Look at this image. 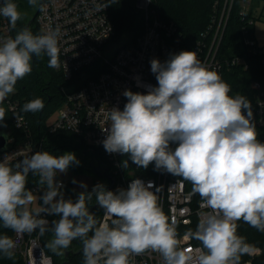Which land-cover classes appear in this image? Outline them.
I'll list each match as a JSON object with an SVG mask.
<instances>
[{
    "label": "clouds",
    "instance_id": "9594fccd",
    "mask_svg": "<svg viewBox=\"0 0 264 264\" xmlns=\"http://www.w3.org/2000/svg\"><path fill=\"white\" fill-rule=\"evenodd\" d=\"M28 2L36 7L39 0ZM108 5H97L96 10ZM39 8L45 10L42 4ZM0 15L9 19L12 28L21 18L12 0H3ZM60 36L59 25L44 34L25 27L0 43V103L14 93L18 80L32 72L33 56L46 54L50 68L59 66ZM150 64L158 86H149L146 94L123 92L127 99L123 110L113 107L106 113L111 123L103 129L102 144L109 154H127L138 167L147 169L154 162V170L191 182L192 193L212 210L185 236L201 242L199 255L194 256L191 248H178L175 221L170 223L163 212L157 195L161 188L152 182L133 179L126 189L115 191L98 183L90 192L81 183L85 190L75 200L65 199L56 176L79 165L73 152L60 156L35 152L19 160L16 171L5 156L0 162L4 228L18 234L38 230L43 235L49 221L40 218L41 213L59 216L51 222L54 235L47 247L62 255L73 240H80L83 264H130V257L149 249L161 254L163 264H240L241 256L252 252L245 238L237 235L236 223L243 220L264 232V143L257 139L250 101L230 95V85L195 51H180L164 62L153 58ZM44 107V101L36 98L26 102L22 111L36 113ZM4 119L0 107V122ZM122 166L126 169L128 160ZM29 173L38 174L39 182L47 186L40 197L42 207L35 213L28 208L35 199L26 189ZM93 196L104 209L105 222L89 210L87 202ZM15 246L12 238L0 235V253L11 259Z\"/></svg>",
    "mask_w": 264,
    "mask_h": 264
},
{
    "label": "built area",
    "instance_id": "2783aa9c",
    "mask_svg": "<svg viewBox=\"0 0 264 264\" xmlns=\"http://www.w3.org/2000/svg\"><path fill=\"white\" fill-rule=\"evenodd\" d=\"M264 0H214L212 13L207 28L200 33L199 38L190 51H195L197 58L210 70L216 71L222 78L225 68H248L247 54L260 56L264 67V45L258 44L255 29H243L246 55L236 54L228 57L221 51L222 42L227 32L229 21L235 11V5L240 7L239 16L244 20L252 11L249 26L256 25L254 17L255 2ZM108 0H42L45 10L37 12V26L41 34L60 26L61 36L58 39L59 66L53 68L63 76L60 94L62 104L54 112L57 118L52 124L45 123V129L50 135L59 133L62 141L71 149L81 151V161L93 169H107L114 177L112 191L118 188L126 189L133 179H140L145 184L152 182L161 188L158 203L168 217L169 222L175 221L178 248H191L193 255L198 256L197 249L203 246L196 244L189 232L196 230L202 216L212 210L208 208L199 194L192 193V187L186 180L162 171H156L150 176L138 177L135 170L125 173L120 163V154H109L105 151L102 141L105 139L103 129L110 125L106 113L113 107L123 110L127 102L123 95L125 90L145 93L149 86L155 87L157 81L151 72L150 61L153 58L161 62L170 55L178 54L182 49V32L173 21L163 20L155 0H135V7L140 11V19L135 28L118 35L117 28L111 19L109 5L103 11H97V5L108 4ZM3 0H0V7ZM13 28L9 19L0 15V43L13 38ZM255 92V125H264V89L260 82L253 83ZM17 90L3 101L7 106L11 123L5 122V132L8 135L7 149L0 152V162L7 157V164L16 171L15 164L38 151H45L44 138L35 140L31 125L22 114V101L17 98ZM19 117V119L16 118ZM77 144L72 145L71 138ZM171 147L174 149L175 144ZM104 150L108 162L95 151ZM136 170H140L138 167ZM95 171V170H93ZM32 174V173H29ZM38 175V174H37ZM39 176V175H38ZM40 178V177H39ZM62 182L63 189L67 185ZM109 185L111 184L108 180ZM155 187L152 189L155 191ZM47 190L46 184H35L31 188L33 196H37L39 209L42 207L40 197ZM37 210H32L35 213ZM104 212V211H103ZM104 215V213H103ZM102 215L100 222H105ZM51 215L41 213L40 218L47 219L50 224ZM110 223V221H107ZM14 251L20 252L25 258V264H53V258L47 255L39 231L32 233H15ZM204 252L207 250L203 249ZM130 264H163L159 252L147 250L143 254L130 257ZM241 264H253L244 261Z\"/></svg>",
    "mask_w": 264,
    "mask_h": 264
},
{
    "label": "trees",
    "instance_id": "16d2710c",
    "mask_svg": "<svg viewBox=\"0 0 264 264\" xmlns=\"http://www.w3.org/2000/svg\"><path fill=\"white\" fill-rule=\"evenodd\" d=\"M213 2L214 0H155V6L158 8L163 20L173 21L178 25L182 32V49L183 51H190L196 40L199 38L200 33L203 32L209 24L208 22L212 13ZM108 4L110 16L117 28L118 35L135 28V24H137L140 19V11L135 7V0H109ZM234 8L235 11L229 21L230 23L221 46L222 53L228 57L235 56L236 54H247L242 36L243 29L247 27L248 29L250 28L252 32L255 29L254 26H249V19L252 11L249 12L246 19L243 20L238 14L240 10L239 5L236 4ZM34 23L29 29L32 30L33 34H41L40 29H38V26L35 27ZM25 27L26 24L18 20L15 28H13V38ZM48 61L49 57H47L46 54L42 53L40 57L33 56L31 61L32 72L23 79L18 80L15 89L17 90V98L22 101V106L26 102L36 98H41L44 101L45 107L42 111L36 113H25L22 111V114L26 115L31 125L35 140L40 143L45 136V151H48L55 156H60L63 155L66 149L70 146L62 141L63 138L61 134H48L47 129H45V123L51 116H53V113L63 102L60 94L63 76L53 68H50L48 66ZM247 64H249L247 69L242 66L233 69L225 68L222 79L230 85L232 89L229 93L230 95L235 96L236 94H240L250 101L254 113L256 106L253 83L256 81L260 82L264 89V67L261 64L260 56L255 54H247ZM4 122L7 125H10L11 123V116L8 111L5 112ZM255 126L257 139L261 143H264V125ZM95 154H98L102 158V162H108L104 150L97 149ZM124 160H128V167L126 169L122 166ZM120 163L126 174L135 170L138 177H146L156 172V170H154V162L150 164L147 169L141 167L140 170H136L137 168L135 167V164L132 163L127 154H120ZM72 168L75 171H78L75 165H72ZM39 180L40 178L37 174H29L27 177L26 189L31 190L33 185L40 184ZM187 182L189 186L192 187L191 182ZM105 187L108 188V186ZM91 190L92 189H90L89 192ZM87 203L89 210L95 213L97 220L100 221L104 209L96 204L95 196H93L92 200ZM30 211H32V209ZM54 220H59V216L51 215L50 224L48 225L49 230L41 235V242L43 243L47 255L53 258V264H59L60 261L65 259V254L69 252L71 264H83L84 257L82 254V242L79 243L78 241L73 240L70 246L66 250H63L62 255L56 254V252L51 251L47 247L48 242L54 235L51 231V222ZM236 223L238 225L237 235L244 237L246 243L250 244L252 249L258 247L262 249V253L254 258L252 263L264 264V232L258 231L243 220L237 221ZM194 231L195 230H193V232ZM0 235H7L13 239L15 232L11 229L4 228L2 222H0ZM91 235L92 233L90 232L89 236ZM193 240L196 244H201L200 241H197L194 238ZM71 251L73 252L71 253ZM248 257V254L241 256L240 264L248 259ZM0 264H25V258L17 251H14V255L11 259L7 258L3 253H0Z\"/></svg>",
    "mask_w": 264,
    "mask_h": 264
},
{
    "label": "rangeland",
    "instance_id": "374dc122",
    "mask_svg": "<svg viewBox=\"0 0 264 264\" xmlns=\"http://www.w3.org/2000/svg\"><path fill=\"white\" fill-rule=\"evenodd\" d=\"M42 0H39V3L36 7H33L29 4L28 0H12L13 3L17 5L18 11L21 14V17L23 15H27L30 18H34L35 14L38 12L39 4ZM106 1V0H105ZM109 1V0H108ZM255 11H254V17L256 18V25H255V35L258 39V44L260 46L264 45V1L262 2H255L254 4ZM21 19V18H20ZM19 19V20H20ZM34 26H37V16L35 18ZM0 107L4 108L5 112L7 110V106L5 104H0ZM57 118V115L53 113V116H51L46 123L52 124L53 121ZM72 145H76V139L74 137L71 138ZM66 152H73L75 153L77 159L79 160V165H75L76 169L78 171H75L72 166L69 167L67 173H59L60 179L67 185V188H65L63 191L64 198L65 199H76L77 195L84 191L85 189L80 187V184H86L87 185V191L93 188L94 185L100 183L105 186H107L108 180L101 177L99 174L97 175L95 171L89 169L85 161H81V151L79 149H71V147L67 148ZM76 181V183H73V181ZM34 201L28 205L29 210H37L39 209L37 196H34ZM262 253V249L260 247L253 248L252 252L248 254V259L245 261H253L254 258L258 257ZM244 263V262H243Z\"/></svg>",
    "mask_w": 264,
    "mask_h": 264
},
{
    "label": "water",
    "instance_id": "95a60500",
    "mask_svg": "<svg viewBox=\"0 0 264 264\" xmlns=\"http://www.w3.org/2000/svg\"><path fill=\"white\" fill-rule=\"evenodd\" d=\"M36 16H37V13L35 14V17L32 19V21H31L30 24H32L35 21ZM4 129H5V123L3 121V122H0V152H3V151H5L7 149L6 141L8 139V135H7V133L5 132ZM93 170H95V172H96L97 175L99 174L101 177H103V178H105V179H107V180L110 181L111 184L108 186L107 189L108 190H112V188H113V186L115 184L114 183L115 182V179H114L113 176H111L109 174V171L107 169H99V168L98 169H93ZM72 252L73 251H71V253ZM69 254L70 253L68 252L67 253V256H69ZM59 264H66V262L60 261Z\"/></svg>",
    "mask_w": 264,
    "mask_h": 264
},
{
    "label": "flooded vegetation",
    "instance_id": "af4514ba",
    "mask_svg": "<svg viewBox=\"0 0 264 264\" xmlns=\"http://www.w3.org/2000/svg\"><path fill=\"white\" fill-rule=\"evenodd\" d=\"M32 19L33 18L29 19V17L27 15H23V17H21L20 21H22V23H25L27 28H30L33 25V23H34L33 22L32 24H30ZM107 186H109V184ZM76 241H78L79 243L81 242L80 240H76ZM65 256H66L65 259L62 260V261L66 262V264H71L70 263L71 259H70L69 256H67V253L65 254Z\"/></svg>",
    "mask_w": 264,
    "mask_h": 264
},
{
    "label": "bare ground",
    "instance_id": "6f19581e",
    "mask_svg": "<svg viewBox=\"0 0 264 264\" xmlns=\"http://www.w3.org/2000/svg\"><path fill=\"white\" fill-rule=\"evenodd\" d=\"M46 264H48V262H46Z\"/></svg>",
    "mask_w": 264,
    "mask_h": 264
}]
</instances>
